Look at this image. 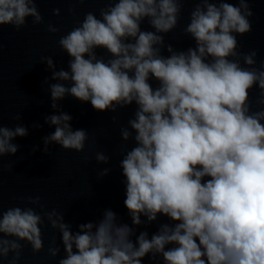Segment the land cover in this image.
Here are the masks:
<instances>
[{"label":"clouds","instance_id":"9594fccd","mask_svg":"<svg viewBox=\"0 0 264 264\" xmlns=\"http://www.w3.org/2000/svg\"><path fill=\"white\" fill-rule=\"evenodd\" d=\"M37 2L0 0V27L19 31L29 17L33 25L43 23ZM187 2L104 0L98 16L85 13L60 36L68 70H55L51 56L41 58L52 73L44 83L57 81L48 84L50 106L58 114L44 117L55 126L42 137L45 154L53 143L80 152L88 139L87 131L73 130L72 116L60 110L57 102L65 96L90 102L100 112L135 104L127 127L120 128L121 139L133 142L119 163L131 224L108 208L100 219L72 231L62 213L43 211L39 196L28 197L41 212L0 208V264H17L25 246L20 241L33 253L43 249L44 219L60 234L64 256L57 264H144L145 258L151 264H264V59L257 62V49L239 51L237 39L253 30L255 0H193L182 34L194 46L178 50L165 36L177 27ZM52 14L58 16L60 9ZM145 21L152 30H142ZM47 31L59 29L49 23ZM98 48L107 57L98 55ZM27 135L22 124H0V160L15 155L20 146L12 141ZM37 150L34 145L32 152ZM109 159L95 154L97 163ZM4 167L11 170L0 166V174ZM110 171L104 168L98 176ZM158 216L168 222L151 235L137 234ZM60 251L47 249L50 257Z\"/></svg>","mask_w":264,"mask_h":264},{"label":"water","instance_id":"95a60500","mask_svg":"<svg viewBox=\"0 0 264 264\" xmlns=\"http://www.w3.org/2000/svg\"><path fill=\"white\" fill-rule=\"evenodd\" d=\"M236 3V0H227ZM104 0H38L37 7L43 16V23L33 25L31 17L27 18L25 26L16 31L9 25L0 27V124L14 127L22 124L28 128V135L16 137L12 142L20 147L15 155H6L0 160L4 167L0 174V208L32 207L41 212L38 204L28 203V197H40L43 211L55 209L64 215V220L72 226V231H77L81 223L96 221L101 218L104 209L110 208L119 216L121 222L131 224L124 206L125 179L119 166L123 151L133 147L131 140L125 142L120 137V128L127 127L135 104L118 109L116 112L96 111L90 102H81L70 95L58 101L60 110L72 116L70 124L73 130L85 129L88 139L84 149L80 152L63 149L60 145L50 144V154H45L42 137L55 130L44 122L46 115L58 114L51 108L48 84L57 83L45 77H51V70H46L47 65L41 63L42 57L51 56L56 64L55 70H68L69 56L58 45L60 36L67 34L84 14L92 11L97 16L98 10L104 7ZM73 12H69V8ZM194 7L193 0L183 5L177 27L165 36V42L170 43L178 50L194 46V41L182 34L183 27L189 22V13ZM53 8H59L60 14H52ZM254 13L250 20L253 24L251 33L238 36L241 44L238 49L247 52L251 49L258 50L257 62L264 59V0H255L251 3ZM51 23L59 29L56 33L47 31ZM142 30H152L147 22L141 24ZM98 55L107 53L104 49H96ZM164 55H168L165 51ZM242 63V61H241ZM67 84V82H63ZM156 87V81H150ZM258 90L253 88L250 97L255 100ZM259 107V106H257ZM20 115L19 121L13 117ZM116 116V122L111 120ZM39 123L40 128L32 125ZM38 150L32 152L33 146ZM103 152L109 156L108 163H97L95 154ZM110 168L111 171L103 176H98L100 170ZM141 219H145L141 217ZM168 222L165 216H158L157 221L141 225L139 231L147 230L151 235L157 230L160 223ZM43 249L33 253L31 246L24 241L21 259L17 264H57L64 256L63 246L60 243L58 230L53 229L44 219L40 225ZM55 239L56 244L52 245ZM135 239V237H133ZM59 246L61 251L56 257H50L47 249L49 246ZM7 264V261H4ZM144 264H151L147 258Z\"/></svg>","mask_w":264,"mask_h":264}]
</instances>
